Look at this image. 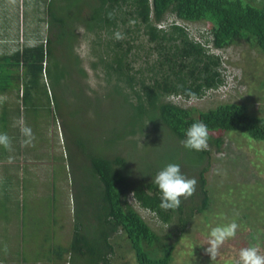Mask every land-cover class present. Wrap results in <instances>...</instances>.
<instances>
[{
    "label": "rangeland",
    "instance_id": "obj_1",
    "mask_svg": "<svg viewBox=\"0 0 264 264\" xmlns=\"http://www.w3.org/2000/svg\"><path fill=\"white\" fill-rule=\"evenodd\" d=\"M244 1L257 4L261 0ZM49 2L53 6L60 4L59 0H0V53H10L50 36L52 26L46 17ZM172 21L174 18L168 16L164 23ZM182 26L193 41H201L199 35L208 30L204 23ZM73 34L72 48L64 41L61 52L62 60L71 57L78 60L72 63L71 81H63L61 88L52 86L51 89L46 85L50 105L45 103L42 92L43 105L38 116L33 117L27 111L25 116L16 118L14 105L10 103L20 106V92L17 99L13 93L0 95V108L5 107L8 112L7 121L0 122V133L15 131L11 135L13 151L0 145V163L4 164L13 154L18 163L23 159V164L19 163L20 171L18 163L0 169V264H90L76 254L70 258L67 249L74 226L80 224L84 230H92L89 219L99 206V182L84 158L86 150L109 154L116 148L124 152L132 179L139 173L157 174L169 163L179 164L189 178L197 179V171L205 166V160L194 164L196 156L185 152L182 144L157 119L154 125H146L143 133L126 137L130 145L124 150L123 146L107 142V137L109 140L125 122L124 108L108 98L113 77L107 83L98 64L95 70L90 68V63L97 60L94 55L103 46L95 43L91 48L95 37L81 25L74 26ZM132 44L130 73L136 79L149 77L146 70L155 58L154 55L145 57L149 45L142 36ZM208 50L220 58L217 71L223 86L200 98L176 97L172 101L183 108L200 111L225 103L243 104L252 119L264 117V56L242 42L225 50ZM59 95L64 99L61 102ZM74 95L81 99L75 100ZM54 96L63 110L58 116L51 105ZM21 118L35 135L32 145L22 146L25 137L20 131ZM213 137L220 140V146L218 150L215 146L206 149L211 150L210 163L203 174L208 205L203 212L194 213L174 241L168 264H237L239 250L253 245L264 254V144L237 132L218 133ZM77 141L84 147H79ZM128 201L151 230L161 235L168 230L150 212L134 205L130 198ZM194 203L199 205V200L195 199ZM232 221L239 225L237 234L221 246L219 256L212 262L205 253L211 229ZM119 234L118 231L110 237L114 251L108 264H136L132 251Z\"/></svg>",
    "mask_w": 264,
    "mask_h": 264
},
{
    "label": "trees",
    "instance_id": "obj_2",
    "mask_svg": "<svg viewBox=\"0 0 264 264\" xmlns=\"http://www.w3.org/2000/svg\"><path fill=\"white\" fill-rule=\"evenodd\" d=\"M58 3L55 6L47 4L46 17L52 26L49 37L17 47L10 53H0V95L13 93L17 99L20 92L21 108H15L17 116H25L27 111L33 117L38 116L43 105L42 92L45 103L50 105L46 85L51 89L52 86L61 88L63 81H71L72 63L78 60L73 57L62 60L61 52L64 41L72 48L73 28L78 24L95 37L91 48L95 43L103 46L102 51L93 54L97 63L91 62L90 68L95 70L98 64L107 83L113 77L108 98L124 108L125 122L121 128H116L109 140L107 137L110 144L126 149L130 143L125 138L143 133L146 125H154L156 119L180 143L192 123L203 121L209 129L208 146H215L217 150L220 140L213 135L225 132L241 133L264 144V117L252 119L251 112L243 104L225 103L200 111L165 101L168 96L178 95L183 100L191 99L189 90L195 93V98H200L223 86L217 71L220 58L208 52V44L219 51L242 42L264 56V0L257 4L244 0H59ZM168 16L174 21L166 24ZM129 20H135V25H129ZM184 23H204L208 30L199 35L201 41H193L183 28ZM116 30L125 33L126 38L115 40ZM138 36L149 45L146 59L151 55L155 58L146 70L150 76L136 79L130 73L132 60L129 55ZM59 97L60 102L64 100ZM116 97L120 98L119 102ZM74 98L81 99L77 95ZM56 102L54 96L51 105L58 116L63 110ZM6 110L0 108V122L7 121ZM76 143L82 147L79 141ZM182 149L196 156L194 164L205 160V166L197 171L198 188L189 203L181 198L180 207L168 211L159 207L161 193L153 183L155 172L145 175L138 171L139 175L132 179L124 152L116 148L109 154L86 150L84 158L99 182V206L89 219L91 231L84 230L80 224L74 226L67 248L69 257L76 254L90 264H108L114 251L109 240L119 231L136 264H168L174 241L194 213L203 212L208 205L203 174L210 163L211 150L195 151L183 145ZM129 198L168 230L162 235L151 230ZM195 199L199 200V205L194 203Z\"/></svg>",
    "mask_w": 264,
    "mask_h": 264
},
{
    "label": "clouds",
    "instance_id": "obj_3",
    "mask_svg": "<svg viewBox=\"0 0 264 264\" xmlns=\"http://www.w3.org/2000/svg\"><path fill=\"white\" fill-rule=\"evenodd\" d=\"M135 23V20H129V25L134 26ZM113 38L120 41L125 39L126 36L122 31L116 30L113 33ZM207 48L215 50L210 46V44L207 45ZM188 94L195 98L194 92L189 90ZM176 97L183 100V98L179 95L168 96L166 99H168L167 101L179 105L178 102L175 103L172 101V99ZM20 125L21 134L25 137V139L21 141L22 146L32 145L35 140L32 128L25 124L22 118L20 120ZM208 139L209 129L207 124L203 121H196L186 129L185 138L181 141V144L187 149L203 151L208 147ZM11 144V138L6 133H0V145L11 151ZM12 160L13 157L10 156L8 158V162L11 163ZM153 183L157 185L161 193L159 207L168 211L177 210L181 205V198L186 200L193 196L196 191L198 181L195 177L189 178L186 176L182 172L179 164L169 163L155 175ZM238 229L239 225L235 221L223 225H217L211 229L210 237L206 242L208 247L205 248V253L210 256L212 262L219 256L221 246L227 240L234 238ZM4 251L7 252V246H5ZM237 264H264V254H261L260 249L254 245L241 248L239 250V259Z\"/></svg>",
    "mask_w": 264,
    "mask_h": 264
},
{
    "label": "crops",
    "instance_id": "obj_4",
    "mask_svg": "<svg viewBox=\"0 0 264 264\" xmlns=\"http://www.w3.org/2000/svg\"><path fill=\"white\" fill-rule=\"evenodd\" d=\"M10 103V102H9ZM10 104H12V105H14V106H12L13 107V109H15V108H21L20 106H21V104H20V106H18L17 104H16V102H12V103H10ZM17 115V114H16ZM16 118H19V116L18 117H16ZM12 129H9V133L7 132L6 134L10 137V138H12V136L11 135H13L14 134V130H12ZM11 147H12V145H11ZM11 151H13V148H12V150ZM15 155L13 154L11 157H13V160H12V162L11 163H9L8 162V158H6V161H4V164H1L0 163V169H1V166L3 167V166H12V165H14L15 163H18L17 162V160L15 159V157H14ZM26 162H29V161H26ZM13 163V164H12ZM20 164L22 163L23 164V159H21L20 160V162H19ZM18 163V166L17 165H14V166H17L18 167V171H20V164ZM1 173V172H0ZM2 174H3V171H2Z\"/></svg>",
    "mask_w": 264,
    "mask_h": 264
}]
</instances>
